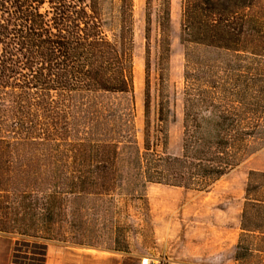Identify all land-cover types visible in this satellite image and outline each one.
Wrapping results in <instances>:
<instances>
[{
    "label": "rangeland",
    "instance_id": "obj_1",
    "mask_svg": "<svg viewBox=\"0 0 264 264\" xmlns=\"http://www.w3.org/2000/svg\"><path fill=\"white\" fill-rule=\"evenodd\" d=\"M128 2L125 17L124 0H99L104 32L118 40L126 26L128 40L133 43L132 91L104 94L96 100L102 105L107 131L114 128L111 138L119 148L122 172L129 157L143 152L147 92L153 137L166 138V150L160 147L159 151L169 155L181 154L187 99H195L199 88L223 108L257 110L259 119L252 124L264 130V119H260L264 112V56L251 54L256 53L254 47L236 54L187 44L183 38L185 0ZM164 17L170 18L171 53L162 58ZM254 46L262 48L264 43ZM200 66L203 80L199 84ZM214 81L219 84L217 91ZM112 111L114 118L108 117ZM161 111L163 134L158 133ZM53 145L1 147L0 230L6 232H0V264H55L56 253L63 247L74 248L75 253L95 262L106 258L112 264H264L261 235L241 234L237 250L230 245L220 247L223 240H230V228L242 221L249 173L264 172V134L251 141L252 156L206 190L145 185L140 177L138 187L118 183L103 197L78 200L63 196V206H56L52 216L48 206H32V217L27 213L29 206L14 204L15 186L25 175L51 184L60 176H79V167L66 155L69 147L61 144L53 151ZM251 199L264 200V195L254 193ZM254 216L253 212L248 218L254 220Z\"/></svg>",
    "mask_w": 264,
    "mask_h": 264
},
{
    "label": "trees",
    "instance_id": "obj_2",
    "mask_svg": "<svg viewBox=\"0 0 264 264\" xmlns=\"http://www.w3.org/2000/svg\"><path fill=\"white\" fill-rule=\"evenodd\" d=\"M128 10L124 0L125 17ZM184 11L187 44L236 54L254 47L251 54L264 56V46H254L264 43V0H185ZM169 25V17L161 19L162 58L171 53ZM127 31L125 26L118 40L108 37L99 0H0V155L4 144L53 143V151L65 144L66 155L79 167L78 177L60 176L54 184L25 175L13 193L16 206H29L28 215L32 206H48L52 216L56 206H63V196L103 197L118 183L138 187L140 177L145 185L206 190L254 154L251 141L264 134L252 124L259 119L257 110L223 108L200 88L195 99H187L181 154L160 152L167 141L153 137L147 92L143 152L129 157L122 172L119 148L111 138L114 128L107 131L96 100L132 91L133 43ZM198 70L200 84L203 68ZM213 83L217 91L219 84ZM115 115L112 111L108 117ZM261 116L264 112L263 120ZM259 181L264 183V174L252 173L241 230L264 237V200L251 199L254 193L264 195Z\"/></svg>",
    "mask_w": 264,
    "mask_h": 264
},
{
    "label": "crops",
    "instance_id": "obj_3",
    "mask_svg": "<svg viewBox=\"0 0 264 264\" xmlns=\"http://www.w3.org/2000/svg\"><path fill=\"white\" fill-rule=\"evenodd\" d=\"M236 170H234L232 173H234ZM252 173H263L262 171H252L249 173L248 176V181H247V185H246V189L244 192V201L241 204V206H243L242 209V221H243V214L245 211V208L247 206V199H246V195H247V189L248 186L250 184V177ZM236 206V205H235ZM242 221L241 223L239 222L235 228L231 227L230 228V240L226 239L223 240V242L220 243V247L221 249L223 248L222 246H231V249H235L237 250L239 247L240 239H241V234H243V231L241 230L242 228ZM240 226V230L239 227ZM228 241H230V243H228ZM76 249L74 248H67V247H63L60 250L57 251L56 253V260H55V264H112L111 260H98L95 262V260L93 258H89V257H84L83 255H78L77 253H75ZM85 251V250H83ZM89 251V250H88Z\"/></svg>",
    "mask_w": 264,
    "mask_h": 264
},
{
    "label": "built area",
    "instance_id": "obj_4",
    "mask_svg": "<svg viewBox=\"0 0 264 264\" xmlns=\"http://www.w3.org/2000/svg\"><path fill=\"white\" fill-rule=\"evenodd\" d=\"M143 264H145V263H143Z\"/></svg>",
    "mask_w": 264,
    "mask_h": 264
}]
</instances>
